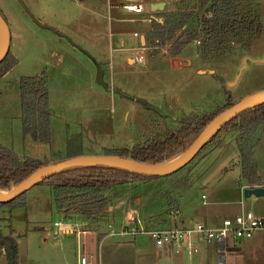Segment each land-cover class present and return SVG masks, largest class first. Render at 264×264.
Returning a JSON list of instances; mask_svg holds the SVG:
<instances>
[{
  "label": "rangeland",
  "instance_id": "1",
  "mask_svg": "<svg viewBox=\"0 0 264 264\" xmlns=\"http://www.w3.org/2000/svg\"><path fill=\"white\" fill-rule=\"evenodd\" d=\"M61 1L62 4L57 5L54 0H0V16L8 29V59L13 61L0 76V145L20 159L29 157L49 164L71 156L105 155V149L129 150L139 143L171 133L181 118L191 113L210 115L222 109L224 91L228 92L232 103L264 91V0H235L239 14L254 17L260 32L247 44L243 39L229 38L226 41L228 45L218 48V55L202 62L205 68L210 69L209 76L197 78L174 72L160 64L146 68L142 67L143 61L135 63V66L118 68L111 81L106 71L104 81L107 86H98L93 79L92 90H89L91 86L88 89L89 76H86L90 71L70 63L73 60L69 53L51 35V26L43 25L52 23L56 26L54 21L57 18L53 15L59 11L72 12L71 9L75 15L73 6L66 5L70 0ZM194 12L187 28L194 27L195 18L200 16ZM24 21L29 23V27L24 26ZM196 47L201 51L199 43ZM32 75L45 78L50 109L49 140L46 143L34 141L21 132L18 83L21 76ZM94 90L102 93L97 95ZM237 138L235 131L219 132L205 143L204 150L184 165L182 172L111 189L114 197L108 203V211L96 218H84L86 223L81 229L90 231L94 239L103 236V231L110 232L108 224L119 233L124 224L118 223L116 230L113 221L117 215H120L117 216L119 219L127 212L144 224L164 223L178 205L183 216H194L198 209L206 207L200 205L201 194L206 196V205L219 199L215 184L219 173L223 172L220 170L222 167L228 168V174L237 173L235 178L240 174L238 166L229 165L230 156L238 152ZM249 144L256 148L257 163L264 175V123L255 129ZM231 179L229 177L222 182L225 189H231ZM23 194V208L0 209L3 219L0 232L6 234L10 229L17 246V264H59L50 257L53 252L51 242L57 240H51L50 225L62 216L54 210L48 187L37 183L24 190ZM254 198L243 201L249 203ZM235 209L239 207L232 208V214L239 213ZM252 210L246 208L244 212ZM127 217L125 221H129ZM40 237L49 243L39 244ZM64 238L70 239V236ZM64 238L58 237L59 240ZM107 239H115V236ZM95 248H98L96 242L92 244V250ZM63 249L66 254L63 263L75 264L74 242L68 240ZM1 257L2 253L0 264H4ZM227 260L225 262L229 264ZM208 262L215 264V259H208ZM103 263L134 264V256L123 251L110 258V253H106Z\"/></svg>",
  "mask_w": 264,
  "mask_h": 264
},
{
  "label": "crops",
  "instance_id": "2",
  "mask_svg": "<svg viewBox=\"0 0 264 264\" xmlns=\"http://www.w3.org/2000/svg\"><path fill=\"white\" fill-rule=\"evenodd\" d=\"M138 1L143 8L142 14L126 13L121 7L122 4L125 3V0H70L66 1V5L73 6L72 8L76 10V13H74L75 15H73V10L71 9L69 10L72 12H66V10L59 11L58 14L53 15V18L58 19L54 21V25L56 26H53L52 23L43 24L39 19H37V21L42 22L46 27L51 26V35H53L57 44L69 53L73 60L70 61V63L73 62L77 66H83V68L85 67L90 71V75H86L89 76L87 79L89 84L88 89L89 86H91L89 90L93 89L91 81L95 78L94 74L96 65L102 70V80L104 81L107 71L108 79L111 81L115 70H118V68H126L136 65V62L133 61V57L136 54L143 56L142 62H144L142 67L149 68L153 64H160L174 72L186 73L189 76L190 74L193 76L195 75L197 78H200L201 76H209V73L211 74L209 71L210 69H207L202 65V62L204 61L198 56L197 47L187 31L184 29L164 32L156 31V33H153L152 31L153 23L162 25L163 20L161 14L165 11L174 9L173 6L175 0ZM54 2H58V5L62 4L63 1L54 0ZM157 2L164 3L162 10L149 13L148 6L150 3ZM146 17H154L155 19H160L161 22L152 20V22L148 24L144 21ZM60 19L62 20V24L60 23ZM23 24L25 27H29L27 21H24ZM141 36H143L144 39L143 47H141L140 42ZM61 38H64L67 41H63ZM175 42L180 47V53L175 56H169L167 50ZM186 62L189 63L188 66H186ZM106 86L107 84H105L104 88ZM94 91H96L97 95L102 93L100 91L97 92V90ZM48 110L50 114L49 107ZM255 149L253 150V158L256 165L258 185H253L251 187H262L264 189V175L260 171L259 164L257 163ZM230 157V167L236 165L240 169L238 152L235 151V154ZM220 170H223V172L219 173V180L215 184L218 187L216 191L218 192L219 199H216L213 203L210 201L208 202V205H206V196L201 194L200 205L206 207L198 209L194 216H183L181 208L178 205L177 211L179 212V215L177 223L170 217L166 219L164 223L158 222L155 224H144L143 221L140 222L138 220L140 226L142 225L153 229L170 228L171 226L172 228H190L193 224L200 223L213 229V227H217L220 224L219 222L222 219L231 218L233 215H236L232 214V208L236 207H239V209H235L239 213L244 212L246 208H253L250 212H253L255 216L259 217L264 222V194L260 197H255L258 199L256 201L254 198L251 202L244 203L243 200H248L254 196L243 198L241 196L242 190L251 187L246 184L240 174L235 178L237 173L228 174V168L225 166ZM229 177H232L233 179H231V182L229 181L231 189H225V186H223L224 183L222 182ZM224 195H227L228 197H225ZM201 196H204L202 200L203 204H201ZM229 196L232 198H229ZM189 212L190 211H188V213ZM117 216L115 217V222L113 221L116 230V225L118 223H126L125 217H133L131 212L130 214L127 212L125 215H121L119 219H117ZM84 221L86 223V220ZM109 226L111 230L114 229L110 224ZM85 231L86 232L83 233V235L81 234L79 236L77 246L75 238L71 236L70 239H65L64 237L67 235H64V237H61L64 239L61 240H59L58 237H53L51 240L54 241L56 238L57 240H55V243L51 242V249L53 252L50 257L52 260H57L59 264H64L63 262L65 261L66 254L63 248L68 240L74 242V250L75 252L79 251V255L85 258V264H104V254L106 255V253H110L111 258L113 255H118V253L123 251L124 254L130 252L134 256V264H209L208 259L214 260L216 254L215 245L203 243L201 241L197 242L198 252L194 256L187 257L182 254H174L168 247L155 248L144 237V235L132 236L114 234L112 236H115V239L109 240L107 238H109L110 235L106 230L103 231V236L94 239V236H91L90 231H87L86 229ZM40 239L39 244L41 245L49 243L44 237H40ZM95 242L98 248L92 250V244ZM235 247L237 248V251L226 258L229 260V264H264V229L255 231L252 238L239 241ZM1 258L3 259V257ZM36 261L37 263L39 262L38 259H36ZM3 262L5 264L4 259Z\"/></svg>",
  "mask_w": 264,
  "mask_h": 264
},
{
  "label": "trees",
  "instance_id": "3",
  "mask_svg": "<svg viewBox=\"0 0 264 264\" xmlns=\"http://www.w3.org/2000/svg\"><path fill=\"white\" fill-rule=\"evenodd\" d=\"M174 2V9L161 14L162 25L153 23L152 31L156 33V31L184 29L194 42L199 43L201 51L199 47L197 50L202 61H208L213 58V55H218L221 45H228L226 41L229 38L243 39L247 44L260 32L259 24L254 17L239 14L235 0H175ZM190 4L192 5L190 6ZM175 6L180 7L176 8ZM194 11L198 12L200 16L195 18L194 27L187 28L190 19L195 14ZM179 50L180 47L175 42L167 50L168 55L175 56L180 53ZM1 59L0 76L13 64V61L8 59L7 52ZM18 97L22 134H26L32 140L40 143L48 142L49 110L44 78L21 76L18 83ZM224 98L225 104L217 112L201 116L191 113L181 118L175 130L161 138L139 143L129 150L123 148L119 150L105 149L104 154L128 157L147 165L164 164V162L181 155L215 115L233 104L226 91H224ZM263 123L264 103H261L230 119L219 130V132L235 131L238 133L236 145L238 146L240 176L250 187L258 185V177L253 158L254 145L249 144V140L255 129ZM205 146L206 144L199 152L204 150ZM44 164L29 157L20 159L0 145V191H5L18 184L30 172ZM184 169L185 167L177 170L174 175ZM154 178L155 176L148 177L141 173L101 165L63 169L43 178L38 184L48 187L54 210L62 218H81L83 220L90 217L96 218L102 215V212L108 211V203L114 197L111 194V189ZM24 205L25 197L22 192L10 200L0 202V209L6 208L9 211L13 208H23ZM2 221L3 219L0 217V222ZM9 230L8 228L6 234L0 232V254L2 253L5 264H17L16 242Z\"/></svg>",
  "mask_w": 264,
  "mask_h": 264
},
{
  "label": "built area",
  "instance_id": "4",
  "mask_svg": "<svg viewBox=\"0 0 264 264\" xmlns=\"http://www.w3.org/2000/svg\"><path fill=\"white\" fill-rule=\"evenodd\" d=\"M122 9L126 13L142 14L143 8L138 0H125L122 4ZM144 21L148 24L152 22L151 18L146 17ZM135 36V34H134ZM195 45L198 42H194ZM143 56L136 54L133 57L134 62H142ZM204 196H201V204H203ZM179 212L174 210L171 218L174 222H178ZM124 226L119 233L110 229L108 224L109 235L115 233L118 235H144L146 239L156 247H168L174 254H182L187 257L194 256L198 252L199 241L207 244L215 245V262L216 264H226L225 259L237 251L235 244L242 240H249L255 231L264 229V222L259 217L255 216L253 212L245 211L233 215L231 218L222 219L217 227L208 228L200 223H195L190 228H145L140 226L138 219L134 217H127ZM85 225V221L76 218H62L54 220L50 225V232L53 237H64V235L75 238L76 246L78 245V238L85 229H81ZM77 250V248H76ZM76 264H85V258L79 255L76 251Z\"/></svg>",
  "mask_w": 264,
  "mask_h": 264
},
{
  "label": "water",
  "instance_id": "5",
  "mask_svg": "<svg viewBox=\"0 0 264 264\" xmlns=\"http://www.w3.org/2000/svg\"><path fill=\"white\" fill-rule=\"evenodd\" d=\"M164 3H150L148 6V12H159L162 10ZM152 20H157L161 22L160 19H155L151 17ZM0 62L1 58L5 55L8 48V29L5 20L0 16ZM143 36L140 37L141 47L144 44ZM186 66L189 65L188 62L185 63ZM102 70L99 66L96 65L95 68V78L94 81L96 84H100L105 86V82L102 80ZM264 103V91L249 95V97L242 98L239 101L230 105L229 108L223 110L219 114L215 115L211 121L205 125L204 129L199 133V135L192 141V143L188 146V148L182 152L184 153L181 158L173 162L171 165H147L142 162L134 161L128 157H118L113 155H100V156H73L67 159H63L62 161L56 163L44 164L43 166L35 169L30 172L24 180L19 182L16 185L11 186L9 189L5 190L4 194H0V202L3 203L7 200L14 198L20 193L24 192V190L28 189L34 184L39 183L43 180V178L48 177L54 173L60 172L63 169L68 168H81L82 166H107L116 169H124L129 172H135L138 174H144V176L148 177H159V176H167L171 175L180 168L184 167L192 158L200 151L203 145L207 141L211 139L219 130L225 125L230 119L239 115L240 113L249 110V108H253L256 105ZM264 194V189L262 187H251L245 188L242 190V197L248 198L251 196L260 197Z\"/></svg>",
  "mask_w": 264,
  "mask_h": 264
},
{
  "label": "bare ground",
  "instance_id": "6",
  "mask_svg": "<svg viewBox=\"0 0 264 264\" xmlns=\"http://www.w3.org/2000/svg\"><path fill=\"white\" fill-rule=\"evenodd\" d=\"M0 47H1V40H0ZM184 153H182L181 155H178L176 157H174L172 160L164 163V164H161V165H171L173 164V162H175L176 160H178L179 158H181L183 156ZM5 192L4 191H0V194H4Z\"/></svg>",
  "mask_w": 264,
  "mask_h": 264
}]
</instances>
